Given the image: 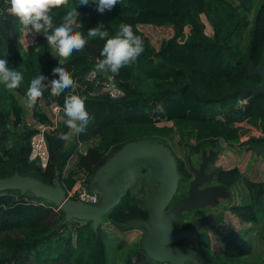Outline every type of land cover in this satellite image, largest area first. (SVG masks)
<instances>
[{"label": "trees", "instance_id": "1", "mask_svg": "<svg viewBox=\"0 0 264 264\" xmlns=\"http://www.w3.org/2000/svg\"><path fill=\"white\" fill-rule=\"evenodd\" d=\"M254 1L124 0L111 12L106 10L101 14L93 0H89L87 6H79V0H68L67 5L51 11L52 27H59L66 12L77 7L81 24L77 30L88 42L82 51H73L64 60L52 53L43 33H34L33 42L21 50L18 33L22 25L6 10L5 0H0V58H7L9 67L23 73V81L17 89L7 91L0 84V179L17 174L48 185L57 179L59 186L68 191L78 172H82L83 187L88 189L94 172L114 152L128 142L148 139L169 149L176 164V188L164 213L173 204L188 198L192 166L175 157L167 140L176 136L177 145L188 155H197L206 148L218 154L219 141L240 146L264 144V93L249 89L262 82V77L253 74L251 67L262 66L264 72V0L259 1L250 17ZM201 14L212 27L211 35L202 30ZM121 24L132 26L134 34L143 39L144 51L131 67L121 68L118 75L99 72L98 80L110 74L121 89L122 96L114 100L97 93L95 84L83 77L103 59L100 52L105 44L99 37H88L87 31L103 25L101 30H107L111 37ZM185 27L187 32H184ZM158 33H163V38L154 47L151 38ZM60 61V66L75 81V94L85 101L91 120L86 132L75 134L68 144L59 139L68 130L64 123L47 133L49 159L41 169L37 161L28 160L31 129L19 126L21 105L12 92L24 102L31 80L40 74L55 78L52 69ZM49 93L50 89H46L30 109L32 117L45 121V114L38 112L37 106L61 105L71 89L58 97H51ZM241 99L244 103L238 104ZM247 130L252 136H244ZM241 138L244 140L240 141ZM93 139H97L96 143L88 145L84 154L75 152L78 143H89ZM73 153L75 162L63 174L64 165ZM220 167L214 177L218 185L201 190L198 185L202 182L196 185V191L202 194L197 206L182 210L172 219L170 234L195 221H198L197 228L165 247L181 245V240L194 234L197 244L193 248L209 264H264L262 258L246 261L251 255L254 234L264 241V181L246 179L235 166ZM138 172L140 180L145 181L143 175L147 172L143 169ZM238 182H243L246 193L239 202H228L227 210L248 226L219 235L221 249L213 251L209 231L221 221L222 213L203 229L210 216L194 219L197 209L203 206L201 197L215 202L216 196ZM136 186L138 193L127 188L101 217L95 230L90 220L70 218L65 221L63 210L27 190H0V264H108L102 228L106 221L119 229L142 231L137 243L126 249L125 263L168 264L146 256L141 243L145 235L142 226L124 228L148 219L145 208L148 199L141 196L145 187L140 183ZM124 245L120 240L118 246ZM184 264L193 263L185 261Z\"/></svg>", "mask_w": 264, "mask_h": 264}, {"label": "water", "instance_id": "2", "mask_svg": "<svg viewBox=\"0 0 264 264\" xmlns=\"http://www.w3.org/2000/svg\"><path fill=\"white\" fill-rule=\"evenodd\" d=\"M251 70L253 74L262 77V82L258 87H249V89L264 93L262 66L257 69L251 67ZM251 147L256 152L264 151V144L252 145ZM201 167L202 163H200L198 170L190 167L194 178L189 182L188 198L173 204L166 213L163 209L174 193L178 179L176 164L169 149L148 139L124 144L94 172L89 181L88 189H94L98 192L96 204H85L66 197L65 191L59 186L57 179L52 185H48L31 177H20L14 174L10 178L0 179V190L19 189L21 192L27 190L35 196L44 198L57 209L63 210L65 221L70 218L90 220L95 230L101 221V217L118 202L121 195L129 187L135 171L143 169L149 172L150 177L157 182L155 189H152L149 183L144 182L149 189V198L145 205L148 219L146 222L130 223L124 228L131 225H139L144 228L142 249L152 261L168 264H184L185 261L193 264H209L199 252L186 245L165 247L166 244L181 239L197 228L198 221H195L188 227L170 234L172 219L182 210H189L197 206V199L202 194L196 191L195 187L201 182L199 179L202 173Z\"/></svg>", "mask_w": 264, "mask_h": 264}, {"label": "clouds", "instance_id": "3", "mask_svg": "<svg viewBox=\"0 0 264 264\" xmlns=\"http://www.w3.org/2000/svg\"><path fill=\"white\" fill-rule=\"evenodd\" d=\"M7 11L16 18L25 28H31L34 33H43L46 37L52 53L66 60L73 51H82L87 44V39L82 32L78 31L81 24L78 22L80 16L77 7L71 8L63 16V22L59 27H52L51 11L54 8L65 6L68 0H5ZM97 4V11L104 13L111 12L117 4H123L124 0H93ZM89 0H79V6H87ZM126 6V5H125ZM103 25L90 28L87 36L90 38L99 37L105 40L100 52L103 59H99L94 66L95 72H110L118 75L123 67H131L144 51L143 39L134 34L132 26L121 24L114 36H109L107 30H101ZM51 30V34H48ZM55 58V55L52 54ZM58 66L52 69L55 78L49 79L40 74L33 78L26 90L24 107L33 108L39 98L43 97L44 91L50 89L51 97H58L66 90L71 89V94L65 96L63 104V122L69 129V133L61 134L59 139L69 141L71 134L80 135L86 132L91 117L86 110L85 101L75 94V81L71 78L64 67ZM23 81V73L15 68L9 67L7 58H0V84L7 91L20 87Z\"/></svg>", "mask_w": 264, "mask_h": 264}, {"label": "rangeland", "instance_id": "4", "mask_svg": "<svg viewBox=\"0 0 264 264\" xmlns=\"http://www.w3.org/2000/svg\"><path fill=\"white\" fill-rule=\"evenodd\" d=\"M231 1L235 2L236 0H231ZM259 1L260 0H255L253 2L251 10L249 11L250 17L252 13L255 11V9L257 8ZM200 20L203 23V29H202L203 32L207 35H211L212 27L209 24L207 17L201 14ZM185 32H187V30H185ZM18 34H19L18 35V46L20 47L21 50H25L26 47L30 44V41H32L34 32L31 30L30 27L25 28L22 25L21 31ZM150 35L152 36L153 34H150ZM162 38H163V33H158L154 35L153 38H151L152 45L155 47L156 43H158ZM244 45H245V42L242 44V48L244 47ZM12 93L15 97H17V101L21 105L22 120H26V119L28 120L30 117L29 118L25 117L27 114L24 115V109H26L23 106L24 102L14 92ZM6 107H8V103L6 104ZM244 134H245L244 135L245 137L252 136V132H249V130H247ZM257 136H259V134ZM167 143L170 146L176 158L180 160H183V159L185 160L186 153L181 145H177L176 136H174V139L172 137L171 139L167 140ZM219 144L221 145L222 150L219 153V157L216 163L223 166V168L231 167L234 164H237L236 163V159H237L236 153L238 154L239 152H236L235 146L231 148V146L223 145L221 141L219 142ZM249 149L252 151L254 150L252 147H250ZM250 150L249 152H247L246 150L243 151V153L241 154V157H238L239 159H241L240 165L243 168V176L248 180H252L256 182L264 181V164L263 163L256 164L255 163L256 159L249 155L251 153ZM258 154L262 155L263 153H258ZM201 163L203 162L201 161ZM199 167L194 168V169L198 170ZM138 171L139 169L135 171L133 180L129 184V187L134 193L137 194L138 192L136 191L137 189L136 185H138L139 183L143 185L145 188L143 189V191H141V196L143 195V198L147 200L149 198V189L147 188V185L144 182L149 183L152 189H155L157 187V182H155L150 177L149 172L143 175L145 177V181L140 180V176H138L139 175ZM80 178H82L80 175L76 176V179H80ZM245 193H246V190H245L243 182L236 183L233 187H231V197H233V199L231 198V202H234V203L239 202L240 197L244 196ZM226 204L227 203H220L219 207H222ZM102 225H103L102 228L105 232L104 243L106 246V257H107L108 264H127L123 261V257L125 256L126 249L129 246H133L135 243H137V241L140 238L139 236L141 235L137 234L138 232H134L138 235L136 237L131 231L126 232V230L119 229L114 224L109 223L108 221L104 222ZM247 226H248L247 224L240 223L236 217H234L231 213H229V211L227 210L224 211L222 213L221 221L217 222L215 226L213 227V229L209 231V234H210L209 239L211 240V248L213 249V251H220L221 249L219 235L227 234L230 231V229L238 230L241 228H245ZM120 240L125 243L124 246H120V247L118 246ZM251 243H252L251 244L252 246L251 255L246 257V261L251 262L252 260L259 259V258L264 259V241L260 239L256 234H254V236L252 237Z\"/></svg>", "mask_w": 264, "mask_h": 264}, {"label": "built area", "instance_id": "5", "mask_svg": "<svg viewBox=\"0 0 264 264\" xmlns=\"http://www.w3.org/2000/svg\"><path fill=\"white\" fill-rule=\"evenodd\" d=\"M32 42L33 39L30 41V44ZM98 74L99 72H95L94 68H91L85 72L83 77L86 81H90L95 84L97 93L105 94L107 97L114 100L122 96V91L117 86L112 75L105 74L101 80H98ZM242 103H244V99L238 100V104ZM63 104L60 105L51 103L47 105L46 107L48 108L49 112L48 114H45V121H41L37 117H30L24 123L22 120L19 124V126L25 125L31 129V135L28 140L27 157L30 161H37L41 169L45 168L49 159L45 135L56 130L60 126L62 122ZM65 165L62 170L63 174L66 171ZM83 177L84 174L82 178L75 180L73 186L68 191H65L66 197L80 201L82 203L95 204L98 201V194L96 191H92L90 189L88 190L83 187Z\"/></svg>", "mask_w": 264, "mask_h": 264}, {"label": "flooded vegetation", "instance_id": "6", "mask_svg": "<svg viewBox=\"0 0 264 264\" xmlns=\"http://www.w3.org/2000/svg\"><path fill=\"white\" fill-rule=\"evenodd\" d=\"M250 147H251V145H249V148ZM219 153H220V151H219ZM219 153L216 154L213 150L206 148V149L201 150L199 152V154H197V155H195V154L194 155H188V154L185 155V160L187 161V165L191 164V166L193 168H198L201 161L203 162L202 167H201L202 173L199 176V179L202 182L200 185H198L199 190L204 189V188L214 187V186L218 185L215 182L214 177L216 175L217 169L221 168L220 167L221 165L216 163V161L219 157ZM256 155L259 156L260 154H256ZM193 178H194V175L191 173L190 179H193ZM231 198H232L231 197V188L227 189L226 192L216 196V201L212 202V203L209 202V200H207L204 196L201 197V201H202L203 206L197 209L199 211L197 212V215L194 217V219L209 215L210 219L207 221V224L205 226H203V229H207L208 225H210L211 221L213 220V218L215 216H217L219 213L221 214L227 210L228 204L232 203ZM220 203H228V204H226L225 207L222 208L223 206L219 207ZM194 219H192V220H194ZM192 220H190V221H192ZM180 242H181L180 243L181 245L189 246L193 250H194L193 246L197 244V241L194 238V234L185 237Z\"/></svg>", "mask_w": 264, "mask_h": 264}, {"label": "crops", "instance_id": "7", "mask_svg": "<svg viewBox=\"0 0 264 264\" xmlns=\"http://www.w3.org/2000/svg\"><path fill=\"white\" fill-rule=\"evenodd\" d=\"M188 28L187 27H185L184 28V32H185V30H187ZM207 35V34H206ZM37 110H38V112H40V113H44V114H48V112H49V110H48V108L46 107V106H43L42 104H39L38 106H37ZM27 114V115H26ZM24 115H26L25 117H32V115H31V110L30 109H24ZM62 117H63V114H62ZM27 120V119H26ZM26 120H23V123L26 121ZM62 123H64L63 122V119H62V122H61V124ZM67 133H69V129L67 130ZM74 136H75V134H71V137H70V140L69 141H67L66 142V144H68V143H70L71 142V139L72 138H74ZM241 140H244V139H240V141ZM96 141H97V139H93L92 141H90L89 143H78L77 144V146H76V151L75 152H80V153H82V154H84L85 153V150H86V147L88 146V145H91V144H95L96 143ZM220 142V141H219ZM222 142V141H221ZM222 144L223 145H226V146H231V148L233 147V146H235V150H236V152H239L238 154L236 153V163L237 164H234L233 166H235V167H237L242 173H243V168L241 167V165H240V161H241V159H239L238 157H241V154L243 153V151H247V152H249V146H240V145H238V144H231V145H229V144H226V143H224V142H222ZM222 145V146H223ZM219 146H220V149L222 150V147H221V145L219 144ZM241 150V151H240ZM250 151H252V150H250ZM256 154H258L255 150H253L249 155L251 156V157H253V158H255L256 160V164H261V163H263L264 164V153L262 154V155H256ZM75 159H76V154L75 153H73L72 155H70V157L67 159V161H66V165H65V167H66V170L69 168V167H71L72 166V164L75 162ZM234 162H235V160H234ZM77 175H80L81 177L83 176V174H82V172H78V174ZM77 180V179H76ZM79 180V179H78ZM92 191H96V190H92ZM97 192V191H96ZM97 194H98V192H97ZM232 199H233V197H232ZM104 223V222H103ZM102 223V224H103ZM103 226V225H102ZM127 231H131L133 234H134V236H138L137 234H142V231L141 230H139V229H137L136 230V228H133V229H127L126 230V232ZM134 232H138L137 234L136 233H134ZM140 237V236H139ZM133 242V241H132Z\"/></svg>", "mask_w": 264, "mask_h": 264}]
</instances>
